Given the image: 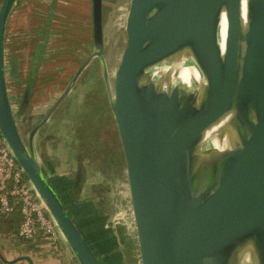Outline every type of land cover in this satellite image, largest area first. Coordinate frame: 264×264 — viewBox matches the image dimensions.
<instances>
[{
  "label": "water",
  "instance_id": "95a60500",
  "mask_svg": "<svg viewBox=\"0 0 264 264\" xmlns=\"http://www.w3.org/2000/svg\"><path fill=\"white\" fill-rule=\"evenodd\" d=\"M17 2L0 1V131L79 264L105 262L43 167L36 136L95 57L102 59L126 165L141 264H264V0H130L112 83L103 0H93L96 50L28 142L6 74V28ZM187 58L207 86L194 83L191 92L177 86L168 96L151 83L138 85L151 79L146 69L160 67L163 86L165 70ZM178 80L165 85L171 91ZM234 107L238 115L230 118Z\"/></svg>",
  "mask_w": 264,
  "mask_h": 264
},
{
  "label": "rangeland",
  "instance_id": "374dc122",
  "mask_svg": "<svg viewBox=\"0 0 264 264\" xmlns=\"http://www.w3.org/2000/svg\"><path fill=\"white\" fill-rule=\"evenodd\" d=\"M123 1L124 0H110V5L105 6V64L111 83L113 81L114 71L118 65L126 42L125 22L130 0H125L124 3ZM94 50L95 47H93L92 50L90 49L88 53H79L77 55L79 66L84 62L91 51ZM61 57L62 58L60 59L64 65L70 64L68 59L69 54H63ZM97 61L94 60L95 63H91L83 72L76 83V86L64 100L62 107L60 109L58 108L54 116L45 126L44 133L51 136L61 132L65 134L64 136L68 138L67 140H69L72 135L78 136L82 134L84 136V142L86 144L84 143L83 147H89L90 149L89 152L83 153L85 155L83 157L84 162H87L86 167L90 166L86 182L91 185H96L94 190L96 191L95 197H97V199L93 198V195L90 202L95 201V203H99L101 210V215L99 213V216L104 215V207L107 205V209L109 210V219L107 223L102 221V219L95 217L97 211L92 204L85 203V201L83 202V199L86 200V194L88 192L84 194V197L80 198V201L82 202L78 203L79 207H76L77 205L75 206L76 198H74V196H68L65 191H61V196L66 204H68L70 213L76 217V220L82 226L89 239L95 243L101 253L111 256L113 259L112 264H133L130 252L134 251V254L138 257L139 246L130 198L126 165L123 160L122 151H120L121 149L117 148L119 141L112 120L108 95L103 84L105 79L103 81V76L100 75ZM182 62L180 63L182 64ZM173 67L174 63L170 66V69ZM59 72L63 75L65 70L60 68ZM75 72L76 71L74 70H68V75L65 80L68 82L71 77H74ZM58 80H60V78ZM169 80L170 77L168 75L164 81V85ZM66 84L67 83L62 84L64 85L63 87H65ZM194 87L195 85L193 86V89ZM21 100L22 98L19 101H14L16 108L19 106V102H22ZM52 102V100L45 103L40 102V104L43 105L44 103V105H40L37 111L40 110L44 114ZM36 106H38V103H36ZM16 116L21 133L25 141L28 142L27 123L24 120V116L18 112V109H16ZM65 120L70 123L69 126H71L72 130L68 131L69 128L67 127L68 125L65 123ZM80 121L84 125L80 128V130H76V123ZM107 123H109L110 128L115 133V142H110V144L106 145V136L103 135V138H100L101 130L99 129L101 124L104 125ZM43 137L44 136L41 135L40 140ZM97 140V144L93 143V145H95L94 150H92L93 146L91 147L90 144L91 142H96ZM87 142L89 144H87ZM73 144L76 146L77 141L76 143L73 142ZM112 144H115L114 148H112ZM216 148L223 149L220 145ZM46 150L49 153L50 158L53 160L55 158V154L49 148H46ZM65 152H67L68 156H73V153L69 152V149L66 148L64 153ZM59 163H56L55 165L56 170L63 173L61 170L63 167L58 166ZM72 176L74 177L73 173ZM66 185L67 184L62 183V186L65 187ZM98 192H103V196L98 197ZM87 198L91 199L88 196ZM76 210L79 212L76 213ZM120 229L123 233L118 231ZM103 250H105V252ZM110 250L112 251L108 252ZM137 264H141V262ZM244 264H253V262L245 261Z\"/></svg>",
  "mask_w": 264,
  "mask_h": 264
},
{
  "label": "crops",
  "instance_id": "0c3cea01",
  "mask_svg": "<svg viewBox=\"0 0 264 264\" xmlns=\"http://www.w3.org/2000/svg\"><path fill=\"white\" fill-rule=\"evenodd\" d=\"M109 1L103 0L104 18ZM94 46L93 0H18L5 39L7 82L15 113L16 109L21 113V102L16 108L14 101L23 97L26 87L32 86L38 104L59 95L68 75H62L60 68L76 71L77 55ZM63 54H69V61L74 62L64 65L60 59ZM53 184L58 190L59 185ZM78 203L76 200V207ZM21 222L19 212L5 215L0 211V264H79L63 236L56 242L40 235L24 239L18 233ZM92 244L105 264H112L111 256Z\"/></svg>",
  "mask_w": 264,
  "mask_h": 264
},
{
  "label": "flooded vegetation",
  "instance_id": "af4514ba",
  "mask_svg": "<svg viewBox=\"0 0 264 264\" xmlns=\"http://www.w3.org/2000/svg\"><path fill=\"white\" fill-rule=\"evenodd\" d=\"M95 50H96V48H95ZM92 52L93 51H91V53ZM105 53H106V44H105L104 58H105ZM89 55H88V57H89ZM73 57H74V55L72 56V59H73ZM88 57H86L84 62L87 60ZM94 60L97 61V63H98L100 75L103 76L102 78L104 81L105 78L103 75L104 67H103L102 59L100 57H95L88 64V66L81 72V74L79 75L77 81L74 83V85L71 88V90L69 91V93L64 97V99L61 101V103L58 105V107L53 111V113L51 114L48 121L45 122L39 128L37 136H36V147H37V151L39 154V158H40V160L42 159L41 162H42L43 167L45 168V170L49 174V176L52 177V179H53L52 182L55 181L59 185V188H58L59 193H62L65 191V192H67L68 196H71V197L74 196V198H76V200L79 202L80 198L84 197V194L88 192L86 194V200L83 199V202L85 201V203L92 204L96 208V211L98 213V214L96 213L95 217L100 218V219H102V221L107 223V221L109 219V210L107 209V205L104 207L105 208V210L103 211L104 215L99 216V213L101 215L99 203H95V201L90 202V200H92L93 195H94L93 198L97 199V197H95L96 191L94 190L95 189L94 187L96 185H94V184L91 185V184H88L86 182V178H87L90 166L86 167L87 162H84L83 157L85 155L83 153L89 152L90 149H89V147L88 148L83 147V144L85 143L84 142L85 141L84 136L82 134L78 135V136L72 135L73 137L71 136L70 139L67 140L68 138H66V136H64L65 134L61 133V132L56 133L55 135H51V136L44 133V128L47 125V123L54 116V114L56 113L58 108L60 109L62 107L64 100L70 94V92L73 90V88L76 86V83L78 82V80L81 77V75L83 74V72L89 67V65L91 63H95ZM70 62H74V61L70 60L69 63ZM84 62L82 64H80V66H78V67L80 68L84 64ZM67 66H69V65H67ZM79 68H77L76 72L74 73L75 75L78 72ZM64 70H65V73H67L68 70L70 71V67L64 68ZM75 75H74V77H75ZM74 77H71V79L67 82L65 87L62 88V90L58 96L52 97L53 102H52V104H50V106L48 107V109L46 110V112L44 114L40 110L37 111L39 106L42 104H38V106H36L37 101L34 98L35 92H33L32 86L26 87L24 95H23L22 100H21L22 101L21 107L23 104H26V106H25V110L23 111V113H20V114L24 116V120L27 123L28 139H29V134H30L31 130L46 117V115L48 114V112L50 111L52 106L62 96V94L68 88V86L70 85V83L72 82ZM105 83H106V81H104L103 84H104V88H105L106 93H107ZM44 103H43V105H44ZM63 122H64V119H63ZM65 123L68 125L67 126L69 128L68 131L72 130L71 126H69L70 123L67 120H65ZM83 125L84 124H82L81 121L76 123V130H80V128ZM76 130H75V132H76ZM99 130H101L100 131V138H103V135L106 136V140H107L106 145L110 144V142L111 143L115 142V139H114L115 133L110 128L109 123L104 124V125L101 124ZM41 135H43L44 137L40 140ZM38 141H39V144H38ZM76 141H77V144L75 146V144H73V142L76 143ZM97 142H98V140L96 142H94V141L91 142L90 146L91 147L93 146L92 150H94V145L97 144ZM93 143H95V144L93 145ZM87 144H89V143L87 142ZM65 145H66V147H65ZM114 145L112 144V148H114ZM46 148L51 149L52 152L55 154V158L53 160H52V158H50L49 153L47 152ZM66 148L69 149V152L73 153L72 157L70 155L68 156L67 152L64 153ZM117 148L121 149L120 145H117ZM84 149H85V151H84ZM120 151H122V150H120ZM50 154H51V152H50ZM122 156H123V153H122ZM123 160H124V157H123ZM59 162H61V163H59ZM56 163H59L58 166L63 167V169H61L63 171V173H60V171L56 170V166H55ZM52 165L54 168H52ZM72 173H73L74 177L72 176ZM61 182L63 184H67V185L64 187V186H62ZM97 195H98V197L103 196V192H98ZM87 196L90 197L91 199H88ZM80 202H82V201H80Z\"/></svg>",
  "mask_w": 264,
  "mask_h": 264
},
{
  "label": "built area",
  "instance_id": "2783aa9c",
  "mask_svg": "<svg viewBox=\"0 0 264 264\" xmlns=\"http://www.w3.org/2000/svg\"><path fill=\"white\" fill-rule=\"evenodd\" d=\"M0 211L22 216L18 233L24 239L42 236L56 242L63 236L50 210L19 165L0 131Z\"/></svg>",
  "mask_w": 264,
  "mask_h": 264
},
{
  "label": "clouds",
  "instance_id": "9594fccd",
  "mask_svg": "<svg viewBox=\"0 0 264 264\" xmlns=\"http://www.w3.org/2000/svg\"><path fill=\"white\" fill-rule=\"evenodd\" d=\"M187 51V50H185ZM145 74L147 76H150L151 79L150 80H145L144 78H141L138 82V85L143 87L146 86L148 83H151L152 86L155 88L157 94H161V93H165L168 96L173 95L175 88L177 86H180L182 88V90L186 91V92H191L193 91V84L190 81H182V80H178L176 83H174L172 85V90L170 91L167 85L161 86L160 85V79H161V74H160V67H150L148 69L145 70ZM201 83L204 86H207L208 81L206 79L203 78L202 75H198L197 81H196V88L198 89L201 85ZM194 107L199 108V104H195ZM233 114L238 115V109L237 108H232L231 110H229V117L232 118ZM249 118L253 121L256 122V116H255V112L254 110H250L249 113ZM241 148L243 147V144L239 145ZM248 247L254 248V241H249L247 242Z\"/></svg>",
  "mask_w": 264,
  "mask_h": 264
},
{
  "label": "bare ground",
  "instance_id": "6f19581e",
  "mask_svg": "<svg viewBox=\"0 0 264 264\" xmlns=\"http://www.w3.org/2000/svg\"><path fill=\"white\" fill-rule=\"evenodd\" d=\"M227 32V21L226 18H223V22L221 25V38L222 40L225 38ZM184 61V62H182ZM182 62V64L180 63ZM175 65L172 69L165 70L164 79L169 75L170 81L175 80L178 77L182 81H190L192 84L196 83L198 75H200L199 70L193 65L192 61L187 59H181L174 62ZM166 84V83H165ZM215 147H218L219 141H215Z\"/></svg>",
  "mask_w": 264,
  "mask_h": 264
},
{
  "label": "trees",
  "instance_id": "16d2710c",
  "mask_svg": "<svg viewBox=\"0 0 264 264\" xmlns=\"http://www.w3.org/2000/svg\"><path fill=\"white\" fill-rule=\"evenodd\" d=\"M25 106H26V104H23L22 105V107H21V113H23V111L25 110ZM118 231H120V233H123L122 232V230L120 229V230H118ZM97 251V250H96ZM98 252V251H97ZM100 255V254H99ZM130 255H131V260H132V263L133 264H137V263H139L140 262V253H138V257L134 254V251H131L130 252ZM101 256V255H100Z\"/></svg>",
  "mask_w": 264,
  "mask_h": 264
}]
</instances>
